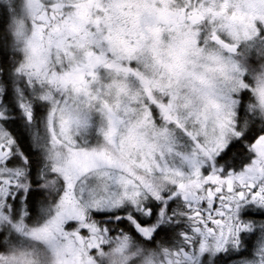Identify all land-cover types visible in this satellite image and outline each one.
Returning <instances> with one entry per match:
<instances>
[{"label": "snow or ice", "instance_id": "1", "mask_svg": "<svg viewBox=\"0 0 264 264\" xmlns=\"http://www.w3.org/2000/svg\"><path fill=\"white\" fill-rule=\"evenodd\" d=\"M0 264H264V0H0Z\"/></svg>", "mask_w": 264, "mask_h": 264}]
</instances>
